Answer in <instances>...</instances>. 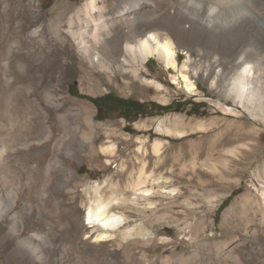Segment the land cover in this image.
Instances as JSON below:
<instances>
[{"label":"bare ground","instance_id":"1","mask_svg":"<svg viewBox=\"0 0 264 264\" xmlns=\"http://www.w3.org/2000/svg\"><path fill=\"white\" fill-rule=\"evenodd\" d=\"M101 1L88 0L71 15L63 8L47 17L28 14L32 0H0V250L19 264L105 262L114 248L106 243L126 225L114 212L117 205L150 200L155 192L148 186L156 180L147 174L145 161L131 175L127 190L133 198L119 194L120 185L109 191L102 183L80 182V153H93L101 124L89 107L58 94L65 70L78 60L106 74L116 68L137 79L156 57L176 72L175 81L183 79L187 93L195 94L188 48L204 45L214 51L240 43L239 53L229 59L230 83L219 84L214 77L212 85L222 86L223 97L232 96L251 114L264 116V61L249 49L258 26H264V0H120L110 9L111 23ZM245 17L249 22L239 28ZM172 33L185 40L181 47ZM179 48L188 57L182 66ZM174 124L180 125L178 118ZM158 130L172 132L162 122ZM154 148L159 155L160 142ZM233 151L228 152L235 156ZM81 191L89 195L88 205ZM240 203L253 204V197L246 193ZM138 234L129 228L124 235ZM52 251L59 256L51 259Z\"/></svg>","mask_w":264,"mask_h":264},{"label":"rangeland","instance_id":"2","mask_svg":"<svg viewBox=\"0 0 264 264\" xmlns=\"http://www.w3.org/2000/svg\"><path fill=\"white\" fill-rule=\"evenodd\" d=\"M87 1L32 0L28 14L50 17L67 8L71 15ZM119 1L100 2L107 8L109 23L113 16L110 9ZM156 14L162 12L156 10ZM249 17L238 27L245 26ZM258 27L261 31L253 36L249 49L264 61V26ZM172 39L177 47L185 41L173 33ZM240 45L221 44L214 51L204 45L188 48L195 94L187 93L183 79L175 81L176 72L156 57L141 68L142 75L137 79L124 76L116 68L106 74L81 60L74 69L65 70L58 94L69 95L76 104L89 107L96 123L101 124L93 153H80L79 160H84L78 164L80 182L102 183L108 190L113 184L120 185L119 194L131 197L127 188L141 161L148 163L147 174L152 181L161 182L160 186L156 182L148 185L155 188L150 200L117 205L114 212L123 216L126 225L117 229V239L106 243L114 246V259L95 264H264V116L251 114L232 96L223 97L222 86L212 85L214 77L219 84L230 83L229 59L239 53ZM178 50L182 66L188 57ZM217 60L224 64L219 65ZM194 68L200 73L193 74ZM218 69L221 71L215 76ZM107 96L111 99L103 100L101 110L93 100ZM114 98L145 104L144 113L127 119L122 115L124 107ZM171 104L182 105V111L159 110ZM227 106L237 111L224 112ZM176 118L180 125L174 126ZM161 122L172 131L170 134L158 130ZM156 142H160L159 155L154 148ZM109 146L114 148L112 153L103 150ZM246 193L253 197V204L240 203ZM81 194L88 205L89 195L85 191ZM86 208L81 209L83 217ZM129 228L142 234L124 235ZM4 255L0 250V264H19ZM58 256L52 251L51 259ZM76 264L90 262L79 260Z\"/></svg>","mask_w":264,"mask_h":264},{"label":"trees","instance_id":"3","mask_svg":"<svg viewBox=\"0 0 264 264\" xmlns=\"http://www.w3.org/2000/svg\"><path fill=\"white\" fill-rule=\"evenodd\" d=\"M104 99H111V96H107L106 98H100V99H94L93 102L102 110L103 109V106H102V102ZM117 105L119 106H126V105H129L130 107H132L131 110H127L126 108H124L123 110V116L127 119H132L134 117H137L139 116L140 114H143V109L146 107L145 104H142L140 102H137V101H133V100H125L123 98H114L113 100ZM184 106V104H183ZM159 110H162V111H172V110H175V111H182V105H175V104H171L169 106H166V107H160ZM228 202V200H226L223 205L220 207L219 210H222V208L224 207V205Z\"/></svg>","mask_w":264,"mask_h":264},{"label":"flooded vegetation","instance_id":"4","mask_svg":"<svg viewBox=\"0 0 264 264\" xmlns=\"http://www.w3.org/2000/svg\"><path fill=\"white\" fill-rule=\"evenodd\" d=\"M124 108H126L127 110H131L132 109V107H130L129 105L124 106Z\"/></svg>","mask_w":264,"mask_h":264},{"label":"snow or ice","instance_id":"5","mask_svg":"<svg viewBox=\"0 0 264 264\" xmlns=\"http://www.w3.org/2000/svg\"><path fill=\"white\" fill-rule=\"evenodd\" d=\"M167 50V49H166Z\"/></svg>","mask_w":264,"mask_h":264}]
</instances>
